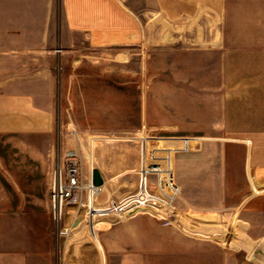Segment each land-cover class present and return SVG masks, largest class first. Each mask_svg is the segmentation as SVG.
Returning <instances> with one entry per match:
<instances>
[{"label": "rangeland", "instance_id": "1", "mask_svg": "<svg viewBox=\"0 0 264 264\" xmlns=\"http://www.w3.org/2000/svg\"><path fill=\"white\" fill-rule=\"evenodd\" d=\"M216 30L209 43L174 28L145 52L74 33L54 131L0 134V264H264L263 204L241 201L258 139L238 137L255 124L240 117L264 67V0H226ZM67 149L105 189L56 222Z\"/></svg>", "mask_w": 264, "mask_h": 264}, {"label": "crops", "instance_id": "2", "mask_svg": "<svg viewBox=\"0 0 264 264\" xmlns=\"http://www.w3.org/2000/svg\"><path fill=\"white\" fill-rule=\"evenodd\" d=\"M225 10L226 0H1L0 134L54 131L58 89L68 99L72 95V72L66 67L74 57V33L85 34L93 47L138 45L144 52L154 40H176L174 28L192 42L217 43ZM158 26L159 39L153 33ZM202 26L207 33H201ZM259 73L255 99L242 104L240 117L255 124L238 137L258 139L248 154L252 193L241 201L257 200L264 211V67ZM65 153L71 157L76 151Z\"/></svg>", "mask_w": 264, "mask_h": 264}, {"label": "built area", "instance_id": "3", "mask_svg": "<svg viewBox=\"0 0 264 264\" xmlns=\"http://www.w3.org/2000/svg\"><path fill=\"white\" fill-rule=\"evenodd\" d=\"M66 160L67 164L64 171L61 170L55 174L51 188L53 214L56 222H62L64 219L65 205L68 201L79 199L84 192L98 195L104 192L105 189L103 184H96L90 179H86L83 172V163L78 156L74 155Z\"/></svg>", "mask_w": 264, "mask_h": 264}]
</instances>
